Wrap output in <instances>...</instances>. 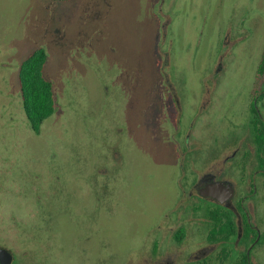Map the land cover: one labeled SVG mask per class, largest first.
I'll use <instances>...</instances> for the list:
<instances>
[{"label": "rangeland", "instance_id": "rangeland-1", "mask_svg": "<svg viewBox=\"0 0 264 264\" xmlns=\"http://www.w3.org/2000/svg\"><path fill=\"white\" fill-rule=\"evenodd\" d=\"M39 47L53 111L35 130L19 78ZM263 48L264 0H0V246L11 264L135 257L176 200L183 131L192 126L204 160L246 131ZM26 95L34 116L48 110Z\"/></svg>", "mask_w": 264, "mask_h": 264}, {"label": "flooded vegetation", "instance_id": "flooded-vegetation-1", "mask_svg": "<svg viewBox=\"0 0 264 264\" xmlns=\"http://www.w3.org/2000/svg\"><path fill=\"white\" fill-rule=\"evenodd\" d=\"M255 67L258 89L249 102L246 131L209 160L194 152L198 145L193 144L197 136L192 126L183 131L188 164L178 163L179 191L171 214L164 212L146 231L136 256L126 264H261L257 259H264V48ZM164 79L169 98L180 106L172 82ZM205 106L201 103L196 116ZM177 147L181 151L180 144Z\"/></svg>", "mask_w": 264, "mask_h": 264}, {"label": "trees", "instance_id": "trees-1", "mask_svg": "<svg viewBox=\"0 0 264 264\" xmlns=\"http://www.w3.org/2000/svg\"><path fill=\"white\" fill-rule=\"evenodd\" d=\"M46 52L43 48L35 49L29 54L20 66V86L22 90V97L24 100L25 111L31 122L32 128L37 129L40 121L47 117L53 110V93L52 84L49 80L41 76L42 68L46 60ZM34 95H41L48 103V110L36 116L29 109V103L26 93ZM36 112H39L38 110Z\"/></svg>", "mask_w": 264, "mask_h": 264}, {"label": "water", "instance_id": "water-1", "mask_svg": "<svg viewBox=\"0 0 264 264\" xmlns=\"http://www.w3.org/2000/svg\"><path fill=\"white\" fill-rule=\"evenodd\" d=\"M12 253L8 248L0 247V264H11Z\"/></svg>", "mask_w": 264, "mask_h": 264}]
</instances>
